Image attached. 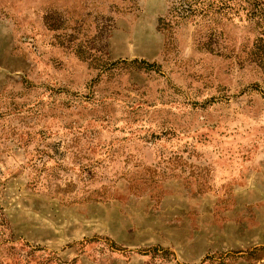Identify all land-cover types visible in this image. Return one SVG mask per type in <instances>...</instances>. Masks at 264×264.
Returning a JSON list of instances; mask_svg holds the SVG:
<instances>
[{
  "label": "rangeland",
  "instance_id": "374dc122",
  "mask_svg": "<svg viewBox=\"0 0 264 264\" xmlns=\"http://www.w3.org/2000/svg\"><path fill=\"white\" fill-rule=\"evenodd\" d=\"M170 12L0 0V264H264V76Z\"/></svg>",
  "mask_w": 264,
  "mask_h": 264
},
{
  "label": "trees",
  "instance_id": "16d2710c",
  "mask_svg": "<svg viewBox=\"0 0 264 264\" xmlns=\"http://www.w3.org/2000/svg\"><path fill=\"white\" fill-rule=\"evenodd\" d=\"M171 16L175 25L163 23L164 29L175 30L183 23H193L202 41V49L209 53L221 54L226 48L232 55L238 56L239 61L257 66L264 76V0H170ZM243 14L244 18L240 17ZM239 17L241 22H248L249 31L255 35L250 48L244 46L243 56L221 45L224 39V27ZM218 48V49H217Z\"/></svg>",
  "mask_w": 264,
  "mask_h": 264
}]
</instances>
